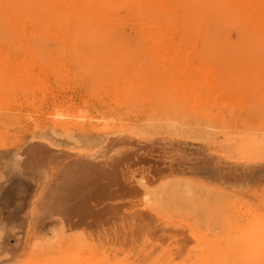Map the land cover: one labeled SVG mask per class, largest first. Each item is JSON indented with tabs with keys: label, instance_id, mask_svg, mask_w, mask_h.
Masks as SVG:
<instances>
[{
	"label": "bare ground",
	"instance_id": "6f19581e",
	"mask_svg": "<svg viewBox=\"0 0 264 264\" xmlns=\"http://www.w3.org/2000/svg\"><path fill=\"white\" fill-rule=\"evenodd\" d=\"M23 61L50 64L58 80L91 93L112 89L117 104L132 99L164 121L174 112L218 116L223 130L209 155L233 191L246 185L238 175L253 179L247 170L264 166V125L225 123L232 96L264 94V0H0V64ZM221 91L228 97L219 102ZM255 103L264 106V96ZM69 109L54 106L53 130L100 121L81 108L63 122ZM89 125L103 137L96 153L42 141L18 153L15 171L36 191L8 264H264V192L245 201L197 181L196 215L193 195L169 185L183 176L170 131L155 144V131ZM50 220L59 232L40 237L38 223Z\"/></svg>",
	"mask_w": 264,
	"mask_h": 264
},
{
	"label": "rangeland",
	"instance_id": "374dc122",
	"mask_svg": "<svg viewBox=\"0 0 264 264\" xmlns=\"http://www.w3.org/2000/svg\"><path fill=\"white\" fill-rule=\"evenodd\" d=\"M56 76L54 71H51L50 64L45 66V63L31 64L27 61L0 64V258L7 257L9 250L18 247L16 229L21 227V220L26 212L23 206L27 198L36 191L32 182L20 177L15 171L18 153L23 152L30 143L41 141L50 144L61 153L73 150L96 153L103 137L99 133H92L90 123L99 124L100 128L123 126L155 131L151 138L155 144H161L165 140L163 137L165 133L170 131L171 143L176 141L183 152L182 162L179 163L183 176L177 177L169 185H179V190L187 193L184 194L186 197L188 193L193 195L190 196L194 198L193 205L189 208L192 212H196V215L203 210L201 194H199L201 192L198 190V195H194L192 191L202 186L201 182L211 186L212 191L215 192L227 189L226 192L229 193L227 198L232 197L230 193L233 188L225 187V184L215 177L218 169L209 155V144L214 134L223 130L221 127L223 121L217 119L219 118L217 113L221 108L212 109L213 116H217L214 118L215 123H209L208 120L195 116L192 111L187 115L171 113L169 117L175 118L172 123L161 120L167 117H158V113L150 110L148 105L137 102L132 106V99H127V105L117 104L116 93L112 89L91 93L92 88L86 83L82 85L68 83L65 78L58 80ZM262 96H264L262 93L255 96L249 94V97L248 95L232 96L230 100L233 101V107L230 113L225 115V123L230 125L231 122L237 121L240 127L245 123L256 125L259 123L263 126L264 106L255 103ZM215 97L221 102L228 96L221 91ZM55 105H61L64 110L73 107L67 112L68 119H64L63 122L71 121L72 114L81 108L86 109L84 113L87 112L90 118L98 117L100 121H87L85 130L75 129L71 134L62 130H53L51 113ZM259 111L262 113L258 114ZM167 126H170V130H167ZM260 133L264 137V131ZM95 140L98 141L94 142ZM191 172L197 175L193 176ZM247 174L255 177L252 179L249 176L243 180V175H238V183L246 185L233 191V193L246 194L245 201L251 200L248 194L256 195L259 191L264 192V176H258L264 175V166L256 170L248 169ZM214 178L216 180H213ZM197 181L201 182L196 183ZM169 196L165 194L167 201ZM218 204L219 199L214 201L212 206ZM37 229L40 237L52 238L59 232V224L56 220L41 221ZM1 246L4 247L3 253ZM9 260L11 259H2V262L8 264ZM13 262L14 260L11 264Z\"/></svg>",
	"mask_w": 264,
	"mask_h": 264
}]
</instances>
